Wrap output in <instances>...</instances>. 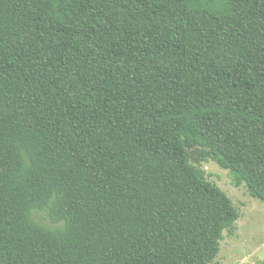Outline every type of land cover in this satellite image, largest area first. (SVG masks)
I'll list each match as a JSON object with an SVG mask.
<instances>
[{
    "label": "trees",
    "instance_id": "trees-1",
    "mask_svg": "<svg viewBox=\"0 0 264 264\" xmlns=\"http://www.w3.org/2000/svg\"><path fill=\"white\" fill-rule=\"evenodd\" d=\"M207 160L264 204V0H0V264H215Z\"/></svg>",
    "mask_w": 264,
    "mask_h": 264
},
{
    "label": "rangeland",
    "instance_id": "rangeland-1",
    "mask_svg": "<svg viewBox=\"0 0 264 264\" xmlns=\"http://www.w3.org/2000/svg\"><path fill=\"white\" fill-rule=\"evenodd\" d=\"M207 181L220 188L238 213L233 227L223 231L215 264H264V204L236 186L228 171L211 160L200 162ZM49 224L46 217H42Z\"/></svg>",
    "mask_w": 264,
    "mask_h": 264
}]
</instances>
